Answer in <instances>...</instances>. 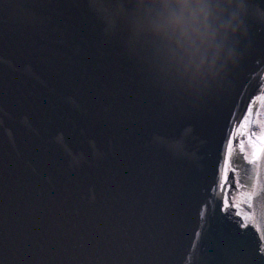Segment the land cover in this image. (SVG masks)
Here are the masks:
<instances>
[{
	"label": "water",
	"instance_id": "95a60500",
	"mask_svg": "<svg viewBox=\"0 0 264 264\" xmlns=\"http://www.w3.org/2000/svg\"><path fill=\"white\" fill-rule=\"evenodd\" d=\"M243 5L197 90L149 70L129 0H0V264H264L220 186L255 182L229 138L264 80V0Z\"/></svg>",
	"mask_w": 264,
	"mask_h": 264
},
{
	"label": "clouds",
	"instance_id": "9594fccd",
	"mask_svg": "<svg viewBox=\"0 0 264 264\" xmlns=\"http://www.w3.org/2000/svg\"><path fill=\"white\" fill-rule=\"evenodd\" d=\"M132 39L161 81L197 90L226 76L238 58L243 0H129Z\"/></svg>",
	"mask_w": 264,
	"mask_h": 264
},
{
	"label": "snow or ice",
	"instance_id": "6c2138e0",
	"mask_svg": "<svg viewBox=\"0 0 264 264\" xmlns=\"http://www.w3.org/2000/svg\"><path fill=\"white\" fill-rule=\"evenodd\" d=\"M260 15L264 19V12ZM257 130L260 132L259 137L257 136ZM241 136H244L245 140L238 146L253 165L251 169L252 176L249 179L255 182L244 187L243 191L233 192L229 197L227 192L229 187L227 183L228 165L226 164L220 185L221 188L225 189L224 210L227 211L229 200H231V206L236 209L235 214L241 217V226L247 227L251 224L260 233L261 240L264 241V80H262L258 96L249 104L243 122L232 133L234 139H239ZM245 144L247 147H245ZM257 146H259L258 150H255ZM228 148L229 155H231L233 150L231 141ZM235 182L237 189L243 187L239 180ZM261 251H264V245L261 246Z\"/></svg>",
	"mask_w": 264,
	"mask_h": 264
},
{
	"label": "bare ground",
	"instance_id": "6f19581e",
	"mask_svg": "<svg viewBox=\"0 0 264 264\" xmlns=\"http://www.w3.org/2000/svg\"><path fill=\"white\" fill-rule=\"evenodd\" d=\"M244 117H245V115L243 116L242 119L239 120V125L243 122ZM238 118H239V115H238V116H235L234 120H238ZM234 120H233V121H234ZM235 122H236V121H235ZM239 125H237L236 129L239 127ZM231 130H232V126L230 127V132H231V134H230L229 138L232 137V131H231Z\"/></svg>",
	"mask_w": 264,
	"mask_h": 264
},
{
	"label": "rangeland",
	"instance_id": "374dc122",
	"mask_svg": "<svg viewBox=\"0 0 264 264\" xmlns=\"http://www.w3.org/2000/svg\"><path fill=\"white\" fill-rule=\"evenodd\" d=\"M247 115V113H245V116ZM236 127H237V121L235 122V124L233 125V128H232V133L236 130Z\"/></svg>",
	"mask_w": 264,
	"mask_h": 264
}]
</instances>
